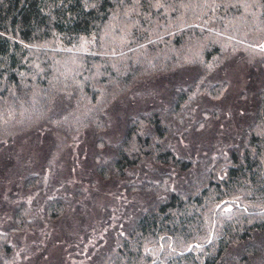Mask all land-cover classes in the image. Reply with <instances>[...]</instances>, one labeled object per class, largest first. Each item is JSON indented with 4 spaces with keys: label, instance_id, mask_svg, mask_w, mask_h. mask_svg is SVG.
Here are the masks:
<instances>
[{
    "label": "trees",
    "instance_id": "obj_1",
    "mask_svg": "<svg viewBox=\"0 0 264 264\" xmlns=\"http://www.w3.org/2000/svg\"><path fill=\"white\" fill-rule=\"evenodd\" d=\"M232 58L248 66L235 90ZM153 80L167 93L104 140L113 104ZM47 132L68 146L90 133L99 150L76 190L2 180L44 195L14 206L0 264H264V0H0V170L15 138ZM99 181L112 202L89 219ZM68 219L78 231L54 260L27 257L25 235Z\"/></svg>",
    "mask_w": 264,
    "mask_h": 264
},
{
    "label": "rangeland",
    "instance_id": "obj_2",
    "mask_svg": "<svg viewBox=\"0 0 264 264\" xmlns=\"http://www.w3.org/2000/svg\"><path fill=\"white\" fill-rule=\"evenodd\" d=\"M247 61L243 60H236L231 59L228 61L223 67L226 69V74L230 78V81H232L233 86H235L234 90L238 87L240 83L243 84V79L246 77H243L244 72L248 74V66ZM189 77L186 73H181L178 75V78H185ZM190 79V77H189ZM136 92H129L127 96H124L120 98L108 111V129L102 134V138L106 141H114L120 138V136L123 133V127L126 124V118L125 113L127 111H130L134 108H140L144 106V104L147 101L153 100L155 95L163 96L167 92H165L164 84H162V80H153L145 85H141L136 88ZM135 89V90H136ZM227 90L229 91L230 88ZM131 93V94H130ZM233 93V92H232ZM235 94V93H234ZM233 94V95H234ZM221 101L224 102V106L231 103V97L228 96L226 98H221ZM202 103V102H201ZM198 113V112H196ZM199 114H196V117L192 119V122H195L196 119L199 117ZM212 120L216 123V120L212 118ZM209 122V121H208ZM206 122V123H208ZM213 122L210 123L212 125ZM205 126L198 128V131L192 130L193 135L196 134L195 137L204 138L205 136L211 137V130L212 126ZM190 123L189 127L187 128V131L190 132ZM89 134V136H87ZM18 138V139H17ZM17 138H15V142L13 143L12 147V158L8 159L10 160L7 163H2L3 165H10L11 167L2 166L0 170V229L3 230L6 226H11L12 217L14 215V206L17 205L18 202H20L21 199H23L28 205L32 202L34 204L37 203V200L44 195L42 190L35 191L31 193V190L27 188L24 190V182L25 179H17L10 181L9 183H2V180L6 179L7 181L12 180V178L16 177L17 174L22 172H27L28 174L33 176L42 177V180H38L35 182V187L37 186H44L50 185V183H53V185H57L59 179L62 180V185L58 186V188L61 190L62 186L65 185L69 190H76L77 188H81L83 185L82 181H84L86 178L83 176V174H87L90 172L91 164H92V157L94 153L97 151V147L94 145L95 138L93 139L90 136V133H86L82 135L77 141H75L74 144H71L70 146L64 145V143H61L60 141L57 143L56 137L53 135V133H45L44 135L40 136H32L30 134H24L20 135ZM208 138V139H209ZM197 140L194 139V142ZM107 145H110V143H106ZM188 145V144H186ZM185 147V146H184ZM187 148V147H185ZM102 149V148H101ZM99 150V149H98ZM109 147H104L103 152L107 153L109 152ZM110 153V152H109ZM29 175V176H30ZM65 182V183H64ZM15 185H14V184ZM98 190H95V193H93L90 197V199H86L84 201L83 205L88 206V217L94 218L98 217L100 212V206L104 204H109L112 202V198L110 195L105 193V190L107 189L109 192V188H111L110 184L99 181ZM24 187V188H23ZM109 187V188H108ZM59 190V191H60ZM11 191V192H10ZM20 191V192H19ZM123 193L125 194V189H122ZM19 192V198L12 199L11 193ZM36 196V198H35ZM119 202H127V199L124 198V196L118 195L117 196ZM36 199V200H35ZM112 206V205H111ZM75 211L73 207L69 208L68 212ZM77 220H79L77 216ZM72 219L66 220L65 224L57 222L56 225L52 224L50 228L48 227H41L45 228L40 234V230L38 231H31V233H28L25 235V237L22 238V243H24L23 246H25L26 243L30 244L28 251L33 250L34 254L29 255L28 251L25 247V251L27 252V257L31 260L35 259L38 254H41V258L46 261L54 260L55 257H57L62 252V246L58 243V241H55L57 237H64L67 233L69 228L74 230L75 232L78 231L75 230ZM76 222V221H75ZM48 229L50 239L53 240V244H49V247L47 246V240H42L41 235L42 233ZM64 234V235H63ZM13 236L19 237L23 236L21 233H15L12 234ZM48 235V236H49ZM15 242H19V240H15ZM66 245H64V251L66 249ZM69 248V247H68ZM25 254V253H24ZM21 257V256H19ZM27 263L26 256L23 258V262H20L21 264ZM43 262V263H44Z\"/></svg>",
    "mask_w": 264,
    "mask_h": 264
}]
</instances>
